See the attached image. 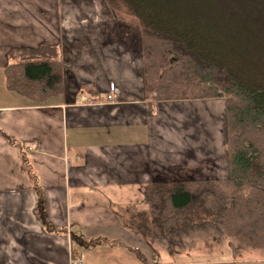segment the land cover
Listing matches in <instances>:
<instances>
[{"label": "crops", "instance_id": "obj_1", "mask_svg": "<svg viewBox=\"0 0 264 264\" xmlns=\"http://www.w3.org/2000/svg\"><path fill=\"white\" fill-rule=\"evenodd\" d=\"M141 28L108 0H0V264H117L91 257L116 249L144 264L126 209L145 208L147 184L227 178L225 100L149 103ZM42 43L58 46L65 91L37 104L4 70Z\"/></svg>", "mask_w": 264, "mask_h": 264}, {"label": "trees", "instance_id": "obj_2", "mask_svg": "<svg viewBox=\"0 0 264 264\" xmlns=\"http://www.w3.org/2000/svg\"><path fill=\"white\" fill-rule=\"evenodd\" d=\"M108 2L142 26L149 103L223 98L227 108V178L150 181L145 208L126 209L128 221L169 253L192 249L198 238L228 239L235 257L264 250V0ZM57 47L11 51L7 89L37 104L61 96Z\"/></svg>", "mask_w": 264, "mask_h": 264}, {"label": "rangeland", "instance_id": "obj_3", "mask_svg": "<svg viewBox=\"0 0 264 264\" xmlns=\"http://www.w3.org/2000/svg\"><path fill=\"white\" fill-rule=\"evenodd\" d=\"M81 6L83 7V5ZM118 11L128 14L122 10ZM124 17V21H121L123 17L121 14H118L117 20L121 24L125 22L130 23L133 26L132 31H130L131 35H133V32H135L136 28L138 27V23L128 16ZM123 36L125 39L130 41V36H126L125 34H123ZM135 233V235H137V240L134 237L133 243H130L133 244V247L137 246L141 249L137 250V252L135 251V258L136 260H140L142 262L146 261L149 264H264V250H245L238 257H235L231 254V247L229 246L228 239L226 238L218 239L217 241L211 238H198L196 240V246L192 249L186 248L184 250H180V252L177 251L175 253H169L166 248L162 247L161 245L149 242L143 237V235H140L139 232ZM139 239H143L142 243L140 244H138L139 241H141ZM78 252L80 256L83 255V258H87V256L90 255H86L82 250H78ZM128 254V252L126 254L121 252L119 249H116L112 252V254L108 253V256H106L104 259L101 257L98 258L96 254L91 255V257H93L94 260H100L106 263H130V261H128L130 259ZM130 257L132 260L133 255Z\"/></svg>", "mask_w": 264, "mask_h": 264}, {"label": "built area", "instance_id": "obj_4", "mask_svg": "<svg viewBox=\"0 0 264 264\" xmlns=\"http://www.w3.org/2000/svg\"><path fill=\"white\" fill-rule=\"evenodd\" d=\"M110 89H109V92H107V94H106V99L108 100V101H115L116 99H115V96H114V91H115V86H114V84L113 83H110ZM71 263L72 264H82L81 263V259H79V258H73L72 260H71Z\"/></svg>", "mask_w": 264, "mask_h": 264}]
</instances>
